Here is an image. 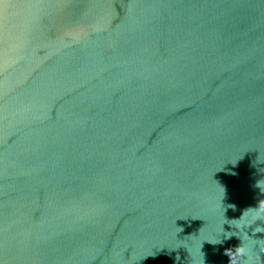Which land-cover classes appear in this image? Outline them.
<instances>
[{
    "label": "water",
    "instance_id": "1",
    "mask_svg": "<svg viewBox=\"0 0 264 264\" xmlns=\"http://www.w3.org/2000/svg\"><path fill=\"white\" fill-rule=\"evenodd\" d=\"M0 264H264V0H0Z\"/></svg>",
    "mask_w": 264,
    "mask_h": 264
},
{
    "label": "clouds",
    "instance_id": "2",
    "mask_svg": "<svg viewBox=\"0 0 264 264\" xmlns=\"http://www.w3.org/2000/svg\"><path fill=\"white\" fill-rule=\"evenodd\" d=\"M245 253V248L243 247H239L237 248V255H243Z\"/></svg>",
    "mask_w": 264,
    "mask_h": 264
}]
</instances>
